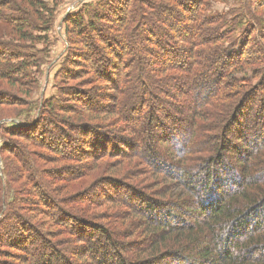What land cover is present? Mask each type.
Masks as SVG:
<instances>
[{
  "label": "trees",
  "instance_id": "obj_1",
  "mask_svg": "<svg viewBox=\"0 0 264 264\" xmlns=\"http://www.w3.org/2000/svg\"><path fill=\"white\" fill-rule=\"evenodd\" d=\"M48 1L0 0V123L9 108L30 104L39 87L38 54L46 51H36L30 41L34 32L50 30L62 0ZM213 1L108 0L65 17L73 58L64 81H80L78 59L90 56L112 84L104 77L108 88L101 91L111 94L96 96L109 101L110 109L101 114L86 106L74 112L76 122L67 121L87 148L84 176L92 179L87 189L97 183L82 195L62 196L67 186L61 181L69 180L61 175L72 167L44 168L50 156L41 154L37 161L24 143L46 150L40 132L52 127L65 145L72 141L66 128L47 117L71 111V90L44 101L32 125L0 124L1 257L10 253L1 250L6 247L20 250L7 256L21 264H76L63 255L71 246L76 262L92 264L88 258L97 240L103 249L93 264H264V21L257 17L264 0H248V13H234L230 21L210 14ZM239 15L251 20L243 23ZM166 28L179 35L175 50L166 41ZM123 50L128 58L120 55ZM90 74H81L87 86L95 84ZM80 90L76 105L91 103L92 91ZM109 123L115 128L107 130ZM6 136L15 138V145L6 143ZM4 153L16 167H9ZM52 156L56 162L76 161L57 149ZM20 178L42 196L37 203L43 209L17 205L27 191L20 194L10 183ZM122 190L126 206L115 199ZM103 198L117 200L111 203L124 212L100 213L97 201L108 202ZM125 222L129 236L119 232ZM38 243L55 255L41 259Z\"/></svg>",
  "mask_w": 264,
  "mask_h": 264
},
{
  "label": "rangeland",
  "instance_id": "obj_2",
  "mask_svg": "<svg viewBox=\"0 0 264 264\" xmlns=\"http://www.w3.org/2000/svg\"><path fill=\"white\" fill-rule=\"evenodd\" d=\"M103 1H108V0H62L57 8V12L55 14V17L53 19L52 22V26L50 28V30L48 32H34L33 36H32V41H30V43H32L34 45V49L36 51H46V53L44 52L43 54H38V56L41 57L42 59V65L40 67V75L37 76V79L39 80V84H38V89L36 90V93L32 96V98L30 99L31 103L29 104V102H25L27 106L25 107H19V106H13L12 108L8 109V112H6V119L3 120L0 124H4V123H10V122H16V123H20V124H25L27 125H32V123L36 120L39 119V109L41 107V104L46 101L49 100L51 98H56L60 92L65 90H71L73 92V100H69L67 103L68 104V109H70V112H65V115H63V117H57L54 118L53 116H47V117H52L53 121L56 122L58 125L64 127L67 129L68 131V135L72 138L71 142L68 143V145H65L63 143V139L57 137L56 134V130L54 127H52V131L45 135H43L42 132H40L42 139L44 140V143H46V147L47 149L45 150V148H30L26 142L25 145L26 147L32 151L33 153H35V157H37V161L39 160V156L41 154H43L44 157H49L47 159V161L44 164V168H48V167H55V165H69L70 167H72L73 171L69 172L68 174L65 175H61L62 177H68L66 179H68L69 181L67 183L63 182L64 184H66L67 189L65 191L62 192V196H64L66 193L68 195H74V194H83L85 191H88L89 189H91L92 187H94L96 185L97 182H94L93 184H91V186L87 189L88 185L91 183L92 179H88L85 180V174L88 170V166L89 163L83 161L85 157V150H87V148L83 145L84 141L82 142L83 138H78L76 135L72 134L69 131V127L70 123H68L67 121L70 122H76V115L74 112L75 111H79L82 108H85L86 106H88V108L94 109L99 111V113H103L104 110L106 109H110L111 107V103L109 101H107L105 98L99 100L96 96L100 94L103 95H110L111 92L109 91H101L102 89H106L108 88V86L103 85V78L106 77V81H108V75L107 76H100L98 73L100 72V69L98 68V66L96 65H92L90 60V56H87L89 58V60H83V59H78V63H82V66L79 68V76H80V81L76 82V78L72 79V81L70 79H67V83L64 81L63 78V71L66 67L69 66L70 64V60L73 58L70 54V47L68 46V42H67V38L65 35V27L63 25V20L65 19V17L68 14H72L77 12L80 8H82L83 5H89V4H98L101 3ZM50 2V0L48 1ZM248 3V0H217V1H213L211 2V8H210V14H218V15H225V18L228 19L229 21L231 20L232 17H235L234 13H238V14H247L248 10L245 6V4ZM236 14V15H238ZM242 15L237 16V17H241L240 20L245 23V20L249 22V17H242ZM258 19L264 21V7L261 8V11L258 12L257 14ZM191 19V18H190ZM184 20H185V24L188 25L189 22V17L186 15V17L184 16ZM168 23H172V21L170 19L167 20ZM247 22V23H248ZM114 28L115 26L112 24L110 26H108V30L109 33H114ZM177 29H179L180 27H176ZM182 29V28H181ZM239 28H237L238 31ZM157 33L159 31H156ZM185 32H187V30H183L182 35L185 37L188 34H185ZM166 34H167V39L166 41H168L170 43V45L172 46V49L174 47H176V38L179 37V35L174 34L170 32L169 28H166ZM181 35V36H182ZM39 37L43 38V39H38ZM81 45V44H80ZM69 47V48H68ZM73 47H77V46H73ZM149 48H151L152 46H148ZM82 51H85V48H87V46H81ZM84 49V50H83ZM175 50V49H173ZM155 51V49H154ZM126 54V55H125ZM121 56L128 58L127 52L125 50L121 51L120 53ZM124 64V60H122V64L121 66L123 67ZM137 69V63L134 66V70ZM88 73H92L90 74V76L95 79V84L93 86H87L89 84H87L85 81L86 79L84 78L85 74ZM84 74L83 77H81V74ZM147 76H152V74L147 73ZM246 77H249V79H251L250 74H248ZM242 76H239L238 79H241ZM149 79V77H148ZM147 79V81H148ZM105 80V79H104ZM116 81H119L118 78L116 77ZM146 81V82H147ZM109 82V81H108ZM148 84V82H147ZM98 85V86H97ZM108 85V84H107ZM109 85H112L109 82ZM89 90L92 91L93 94V101L91 103H82L76 105L75 102V98L74 96H76L75 94L79 93L81 90ZM102 92V93H101ZM86 113V112H84ZM135 115H138L137 113H135ZM112 123H109L107 125L110 126H105L107 130H112V128L115 126L111 125ZM27 125V126H28ZM101 124L98 125L99 128H101ZM110 133V132H108ZM38 136V135H36ZM4 141L10 145H15V143L17 142L15 140V138H12L10 136H6L4 137ZM95 141V140H94ZM100 142L102 140H99ZM87 142L91 143L90 139L87 138ZM0 145H1V140H0ZM76 147H79V149H75ZM84 147V148H83ZM105 147V146H104ZM59 153H62L64 157H70L71 159H76V161H68V160H58V162H56V158L53 159L54 155V151H56ZM82 148V149H81ZM109 148V147H108ZM121 149V148H120ZM123 151H125V148L122 147ZM120 150V151H121ZM2 152V151H1ZM4 157L6 159V163L9 165V167H12V165H14L15 167L17 166V164L15 162H10V155L5 154L4 153ZM49 155V156H48ZM83 158V159H82ZM82 159V160H81ZM87 165V171H85V168H83L84 166ZM83 168V169H81ZM85 173V174H84ZM104 175H108L110 176V174H104ZM58 177H60V175H58ZM63 177V178H64ZM107 177V176H106ZM14 179V177H13ZM99 184V183H98ZM10 186L13 187H17V189L19 190V193L21 194L24 190L27 191L26 194L24 195H20L19 196V201L17 203L18 206L24 205L25 202H28V206L29 207H39V208H34V209H43V207L39 206V204L37 202L40 203V200L42 198V196L35 195V192L33 190L32 187H26L25 186V178H20L19 181H13V183H10ZM87 189V190H85ZM103 192V188L100 189ZM105 192V191H104ZM72 193V194H71ZM122 193L120 192L119 195L115 198V199H121L122 201H124L123 203L126 206V202L128 203V201H126V199H124ZM120 197V198H119ZM130 198V197H129ZM106 199L108 202H104V200L99 199L97 201V203L100 202L99 205H97V210L100 213L105 212L106 214H110V215H115V214H122V212H124L120 206L113 204L111 202L113 201H117V200H111V199H107V198H103ZM21 204V205H20ZM30 204V205H29ZM105 204V205H104ZM112 207H111V206ZM132 205V204H130ZM134 205V204H133ZM137 205V204H136ZM138 206V205H137ZM111 207V208H110ZM129 207V206H127ZM33 209V208H31ZM45 210V208H44ZM57 213V209L55 208L51 213L53 212ZM126 211V210H125ZM22 213H25L23 211H21ZM20 214L22 215V217L25 215L24 214ZM132 213H134L131 210H127V217H129L128 219L130 220V218L133 217ZM21 217V216H20ZM97 221H99V225H104L109 226V221L108 220H103L104 218H98L96 217ZM134 219V218H132ZM112 222L114 223V220H112ZM127 223V222H125ZM128 223L124 224L123 226L120 227L119 232H121V234L123 236H129L128 234L131 232V230L128 228ZM85 238V237H83ZM122 238V237H121ZM58 239V238H57ZM124 242L128 241L126 239L123 240ZM100 242L97 240H92V249H95V251L93 253H91V255L89 256V260L90 262H92V264L94 263V258H95V253L96 251H100L101 247H100ZM103 244V243H102ZM78 246H83L78 244ZM37 247V248H36ZM36 253L37 255L41 256L40 258L43 259L45 257V259H49L50 257L55 255L54 250H52L51 248L49 249H44L40 248V244L38 243L36 245ZM100 248V249H99ZM3 249H7L10 253L7 255H14L16 253H20L18 250H12L11 248H2ZM75 248L67 247L64 251V254L67 258H69V260L73 263L79 264L78 262H76L79 258L76 257L77 254H75V251L73 250ZM103 249V248H102ZM102 249L100 252H102ZM58 250L61 249H56V252ZM62 254V253H61ZM1 257L0 256V264H7L6 260L11 261L13 260L14 263L13 264H21V261H18L17 259H15L14 257H9L7 256ZM74 258H73V257ZM76 258V259H75ZM5 259V260H4ZM110 262H114V260L111 258ZM23 264V263H22ZM39 264H41L39 262ZM82 264V263H81Z\"/></svg>",
  "mask_w": 264,
  "mask_h": 264
}]
</instances>
